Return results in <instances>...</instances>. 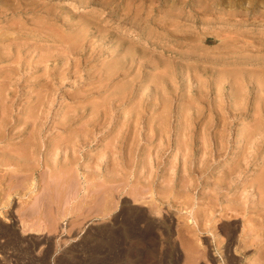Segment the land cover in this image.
Returning <instances> with one entry per match:
<instances>
[{
	"label": "rangeland",
	"instance_id": "374dc122",
	"mask_svg": "<svg viewBox=\"0 0 264 264\" xmlns=\"http://www.w3.org/2000/svg\"><path fill=\"white\" fill-rule=\"evenodd\" d=\"M0 136V264H264V0H0Z\"/></svg>",
	"mask_w": 264,
	"mask_h": 264
},
{
	"label": "bare ground",
	"instance_id": "6f19581e",
	"mask_svg": "<svg viewBox=\"0 0 264 264\" xmlns=\"http://www.w3.org/2000/svg\"><path fill=\"white\" fill-rule=\"evenodd\" d=\"M203 1V0H202ZM195 2V1H194ZM197 2V1H196ZM195 2V3H196ZM44 66V65H43ZM99 109V108H98ZM102 109H104V108H102ZM101 109V111H103ZM99 111V110H98ZM101 113V112H100ZM99 114V113H98ZM139 116V115H138ZM225 116V115H224ZM141 118V117H140ZM136 119V118H135ZM142 119V118H141ZM140 119V120H141ZM28 121V120H27ZM26 121V122H27ZM75 121V120H74ZM25 122V124H27ZM137 124H138V121H137ZM136 129V128H135ZM140 131V130H139ZM93 133V132H92ZM128 133V132H127ZM211 133V132H210ZM36 136H37V134H36ZM97 136V135H96ZM1 138H0V140H6V137H2V136H0ZM165 137V136H164ZM33 138V137H32ZM34 140V139H33ZM38 140V139H37ZM36 140V143H34L32 140V143H31V145L29 144V142H28V146L30 145L31 147H29L28 148V146H26V148H28V149H32V151H28V150H26V151H28L29 153H27L25 150H20V151H18V149L17 148H15L16 150H13V148H12V150L10 149V150H7L9 153L8 154H3L4 156H2V158H3V162H4V164H6V165H8V167H9V165L11 164V166H12V163H14V162H18L19 163V165H18V167L20 166V167H22V169L20 170V174H25V176H26V173L28 174L29 173V170L32 168V166H30V164H31V162L29 161V158H30V156H28V154L30 155V153L32 154V155H35L36 154V152H38V150H39V143H38V141ZM5 142V141H4ZM89 143V142H88ZM179 143L181 144V142L179 141ZM25 144V145H26ZM87 144V143H86ZM20 145V144H19ZM48 145V144H47ZM23 146V145H22ZM21 146V147H22ZM181 146H183L182 144H181ZM7 147H8V145H7ZM20 147V148H21ZM47 147V146H46ZM58 147H59V145H58ZM184 147V146H183ZM182 147V148H183ZM24 149H25V146L23 147ZM56 147H54V150L56 151V149H55ZM60 148V147H59ZM170 148V147H169ZM179 148V147H178ZM51 149V148H50ZM48 150V149H47ZM58 150V149H57ZM60 150V149H59ZM63 152H64V149H61ZM65 150H67V149H65ZM180 150H181V148H180ZM182 151H183V149H182ZM66 152H69L68 150L66 151ZM181 152V151H180ZM55 153V152H54ZM58 153L59 152H57L56 154H57V156H56V158L58 157ZM61 155V154H60ZM63 155V154H62ZM54 156V157H55ZM65 156V155H64ZM32 158V157H31ZM30 158V159H31ZM34 159L36 158L35 156L33 157ZM49 159V158H48ZM30 163H29V162ZM31 161H32V159H31ZM56 161V160H55ZM41 162V161H40ZM55 163V165H57L56 164V162H54ZM2 164V163H1ZM0 164V165H1ZM3 164V165H4ZM33 165V164H32ZM52 165H54V164H52ZM54 165V166H55ZM160 165V164H159ZM164 165V164H163ZM10 166V167H11ZM39 166V165H38ZM50 166H49V164H48V168H49ZM57 168L59 167V166H56ZM73 167V166H72ZM51 168V167H50ZM55 168V167H54ZM19 170V169H18ZM58 171H56V170H54V174L56 175V179L54 180V178H53V183H55V184H57V186H58V184L65 190V191H67L68 189H72L73 188V185H74V175L76 174V169L75 168H69V167H63V168H61V170H60V168H58L57 169ZM9 171V170H8ZM31 171V170H30ZM224 171V170H223ZM19 172V171H18ZM51 172V171H50ZM53 174V175H54ZM263 175V174H262ZM24 176V175H23ZM52 176V175H51ZM55 177V176H54ZM13 179V178H12ZM15 179V178H14ZM17 179V178H16ZM20 180V179H19ZM29 180V179H28ZM16 181V180H15ZM21 181V180H20ZM259 181V182H258ZM256 183H258L257 185L259 186V188H264V175L263 176H261V178H259V180H258ZM12 182H14V181H12ZM11 182V183H12ZM25 182V181H24ZM20 183V185L21 186H23L25 183ZM15 186V185H14ZM111 187V186H110ZM14 188V187H13ZM12 188V189H13ZM60 188V187H59ZM24 189V188H23ZM55 189V188H54ZM119 190V189H118ZM157 190V189H156ZM58 191V190H57ZM261 191V190H260ZM263 191V190H262ZM69 192V191H68ZM67 194V193H66ZM250 194V193H249ZM252 194V193H251ZM262 194V193H261ZM52 195V194H51ZM114 195V194H113ZM112 195V196H113ZM51 198V197H50ZM90 198V197H89ZM164 198V197H163ZM127 199V198H126ZM258 199V198H257ZM42 200H43V198H42ZM70 201V200H69ZM9 202V201H8ZM40 202V201H39ZM212 202V201H211ZM43 203V202H42ZM42 203H40V204H42ZM263 203V202H262ZM44 204V203H43ZM42 204V205H43ZM261 206H263L261 203H259ZM258 204V205H259ZM45 205H46V203H45ZM254 206V205H253ZM201 208H203V207H201ZM200 208V209H201ZM229 208V211H234L233 210V208H231V206L230 207H228ZM40 209V208H39ZM235 209V208H234ZM102 210V209H101ZM128 212H129V210H127ZM207 211V210H206ZM262 211V210H261ZM263 211H264V209H263ZM41 212V211H40ZM201 212H202V210H201ZM235 212H236V210H235ZM30 213V212H29ZM206 213V212H205ZM204 213V214H205ZM45 214V213H44ZM228 214V213H227ZM259 214V213H258ZM29 215V214H28ZM42 215V214H41ZM130 214H126V216H127V218H129L128 216H129ZM24 216V215H23ZM134 216H136V215H133V218H134ZM168 216V215H167ZM202 216V215H201ZM225 217H227V215H224ZM258 216V215H257ZM25 217V216H24ZM24 217H23V219H24ZM31 217V216H30ZM41 217V216H40ZM206 217V216H205ZM233 217V216H232ZM116 218V217H115ZM131 218V217H130ZM129 218V219H130ZM133 218H131L132 220H133ZM209 218V217H208ZM26 219V218H25ZM140 219V218H139ZM205 219V218H204ZM256 219V218H255ZM119 220V219H118ZM123 220H125V218L123 219ZM127 220V219H126ZM125 220V221H126ZM142 220V219H141ZM25 221V220H24ZM122 221V220H121ZM128 221H130V220H128ZM127 221V222H128ZM137 221V220H136ZM212 221V220H211ZM259 221V220H258ZM118 222V221H117ZM133 222V221H132ZM138 222V221H137ZM143 222V221H142ZM263 222V221H262ZM120 224V223H119ZM135 224V223H134ZM139 224V223H138ZM121 225H123V224H121ZM149 225V224H148ZM223 225H225V226H227L228 225V223H225V224H223ZM231 225H232V223H231ZM154 226V225H153ZM253 226H256V225H253ZM25 227V226H24ZM130 227H132V225L130 226ZM129 227V228H130ZM152 227V226H151ZM208 227V226H207ZM259 227V226H258ZM28 228V227H27ZM33 228V227H32ZM144 228V227H143ZM147 228H149V227H147ZM154 228V227H153ZM227 228V227H226ZM256 228V227H255ZM26 229V228H25ZM30 229V228H29ZM150 229V228H149ZM156 229V228H155ZM229 229V228H228ZM33 230V229H32ZM119 230V229H118ZM152 230V229H151ZM254 230V229H253ZM263 230H264V227H263ZM25 231V230H24ZM42 231V230H41ZM259 231V230H258ZM12 232H13V229H12ZM152 232V231H151ZM255 232V231H254ZM140 233H142V232H140ZM146 234V233H145ZM151 234V233H150ZM228 235V234H227ZM249 235V234H248ZM256 236V235H255ZM230 237V236H229ZM228 237V238H229ZM259 237H264L263 236V234H262V236L261 235H259ZM232 238V237H231ZM261 238V239H262ZM199 239V238H198ZM264 239V238H263ZM123 240V239H122ZM231 240V239H230ZM231 242V241H230ZM233 242V241H232ZM149 243V242H148ZM117 244V243H116ZM125 244V243H124ZM232 244V243H231ZM110 246V245H109ZM121 246V245H120ZM155 246V245H154ZM231 246V245H230ZM229 246V247H230ZM233 246V245H232ZM193 248V247H192ZM30 249V248H29ZM170 249V248H169ZM192 251V250H191ZM193 251H195V250H193ZM193 256H194V253H193ZM115 258V257H114ZM262 259H264V258H262ZM194 261V260H193ZM264 263V262H263ZM256 264V263H255Z\"/></svg>",
	"mask_w": 264,
	"mask_h": 264
}]
</instances>
